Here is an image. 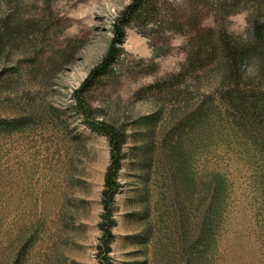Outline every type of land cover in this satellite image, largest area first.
Here are the masks:
<instances>
[{"label": "rangeland", "instance_id": "obj_1", "mask_svg": "<svg viewBox=\"0 0 264 264\" xmlns=\"http://www.w3.org/2000/svg\"><path fill=\"white\" fill-rule=\"evenodd\" d=\"M131 2L0 0V264H264V60L178 77L201 35L264 42V0H160L164 36L133 18L82 89ZM102 123L125 137L108 232Z\"/></svg>", "mask_w": 264, "mask_h": 264}, {"label": "trees", "instance_id": "obj_2", "mask_svg": "<svg viewBox=\"0 0 264 264\" xmlns=\"http://www.w3.org/2000/svg\"><path fill=\"white\" fill-rule=\"evenodd\" d=\"M160 4V0H132L131 4L124 10L120 19L114 25V38L107 56L100 65L95 67L90 72L88 79L82 86V89L87 87L93 79L103 75L111 66H113L117 55L121 52L119 47L123 44L125 28L131 24L133 18L138 17L147 22L149 21V24H160L157 32L163 33L162 35L164 36L165 33L162 32L163 28H161V24L163 25V23L156 19L159 7L161 6ZM148 17H150V19H148ZM177 20L178 19H174L172 21L171 25L173 28L167 30L168 32L173 30L172 32L174 33H181L178 30L184 25L182 22H178ZM254 30L255 34L259 36V39H256L254 44L250 47L240 46L241 48H239L237 44L227 43L222 39H217V45L212 46L208 37L205 38L201 35L197 40V50L192 53H187L185 63L182 65V69L178 74V77L182 79L184 75L199 72L206 68V66L210 63L216 62V72L218 77L222 80L229 79L232 82H237L241 77L242 70L243 72H246L249 68L255 67L256 64H259L264 60V55L262 53L264 42L260 38L262 34V26L256 25ZM170 40L171 38L169 37L165 40H159L152 45V55L154 59L163 57L167 54L168 48L170 47ZM208 47H212V50L208 51ZM235 85L237 86V83H235ZM244 97L245 96L242 92L237 93V100L240 102L239 105H244ZM100 128L107 137L110 148V167L108 168L106 174L105 189L103 191L104 210L106 214L102 224V228L105 232H108V229L105 226H109L110 222L111 214L109 207L111 205L114 192L117 189L116 176L121 166L120 162L125 137L118 129H115L107 124H100Z\"/></svg>", "mask_w": 264, "mask_h": 264}]
</instances>
